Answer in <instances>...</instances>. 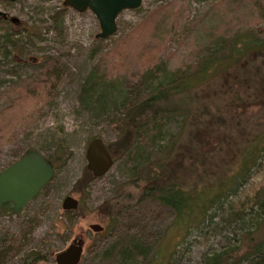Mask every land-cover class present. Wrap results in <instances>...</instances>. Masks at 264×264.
<instances>
[{
	"label": "rangeland",
	"instance_id": "374dc122",
	"mask_svg": "<svg viewBox=\"0 0 264 264\" xmlns=\"http://www.w3.org/2000/svg\"><path fill=\"white\" fill-rule=\"evenodd\" d=\"M259 5L264 14V0H141L138 7L119 11L116 30L99 38L94 36L99 30L97 19L89 9L76 11L61 0H0V10L6 13V21L0 20V110L16 96L25 103L20 106L14 99L0 119V128L7 134L0 143V168L31 149L45 153L53 166L45 184V210L41 191L18 212L0 211V264H18L30 251L36 254L37 264H54V252L73 240L82 243L77 264H118L113 254L117 245L110 253L106 248L134 234L149 245L157 241L165 256L181 249L180 264H196L202 253L229 245H233L230 256L236 259L264 236V217L250 219V240L233 223L224 226L230 217L225 212L200 234L192 230L183 238L180 229L167 227V235L158 240L171 218L166 207L143 200L115 211L118 206L108 208L105 203L118 193L132 195L142 185L134 177L142 164L112 144L121 104L144 96L152 85L149 76L141 75L142 68L157 59L168 68L188 64L211 29L229 33L263 26L256 21ZM7 32L13 44L2 41ZM95 66L111 91L102 108L91 109L81 104L79 94ZM47 73L51 75L45 94ZM39 83L44 92L34 98L28 90ZM247 110L257 117L255 107ZM178 119L165 118L164 130H175ZM92 136L104 140L113 162L82 185L76 180L85 166V144ZM260 185H264V164L245 184L244 192ZM65 194L78 199L77 210L61 208ZM125 202L126 198L121 200ZM91 222L104 228L93 231L88 228Z\"/></svg>",
	"mask_w": 264,
	"mask_h": 264
},
{
	"label": "trees",
	"instance_id": "16d2710c",
	"mask_svg": "<svg viewBox=\"0 0 264 264\" xmlns=\"http://www.w3.org/2000/svg\"><path fill=\"white\" fill-rule=\"evenodd\" d=\"M257 7L256 21L264 23L263 11ZM207 33L188 64L168 68L157 59L144 66L140 73L149 76L151 87L144 96L122 103L116 116L112 144L142 164L134 176L142 185L132 195L118 193L105 203L108 208L118 206L115 211L143 200L166 207L171 218L158 240L167 235V227L180 229L183 238L192 230L200 234L225 212L230 217L224 226L233 223L251 240L250 219L264 217V185L244 192L245 184L264 164V25L229 33L214 28ZM2 41L13 44L12 34L5 33ZM50 75L45 76V94ZM109 86L95 66L80 86L81 104L102 108L109 100ZM28 91L37 98L44 92L43 84ZM14 99L25 105L21 96L12 98L1 108L0 119ZM251 107H255L256 118L247 113ZM168 116L179 117L175 130H164L163 120ZM6 136L0 128V143ZM92 177L84 166L76 183L83 185ZM124 198L128 202L122 204ZM231 246L202 253L196 264H264V236L236 259L230 256ZM176 250L165 256L157 241L149 245L134 234L124 243L110 244L105 252L113 251L118 264H180L182 252ZM18 264H37V256L30 251Z\"/></svg>",
	"mask_w": 264,
	"mask_h": 264
},
{
	"label": "water",
	"instance_id": "95a60500",
	"mask_svg": "<svg viewBox=\"0 0 264 264\" xmlns=\"http://www.w3.org/2000/svg\"><path fill=\"white\" fill-rule=\"evenodd\" d=\"M141 0H61V4L76 11L89 9L98 22L99 30L95 37L105 38L116 30L115 18L124 8H136ZM0 17L6 13L0 10ZM85 168L92 176L103 174L112 164L113 157L100 136L90 137L84 148ZM53 175V166L35 149L29 150L13 159L0 169V206L4 202L12 203V212L24 205L45 182ZM78 199L70 194L61 198L62 209H75ZM93 231L101 230L97 222L88 224ZM82 252L79 240L68 242L53 254L54 264H77ZM46 264V263H42Z\"/></svg>",
	"mask_w": 264,
	"mask_h": 264
},
{
	"label": "flooded vegetation",
	"instance_id": "af4514ba",
	"mask_svg": "<svg viewBox=\"0 0 264 264\" xmlns=\"http://www.w3.org/2000/svg\"><path fill=\"white\" fill-rule=\"evenodd\" d=\"M1 18H4V17H0ZM32 150V149H31ZM29 151V150H27ZM26 151V152H27ZM24 152V153H26ZM23 154V153H22ZM41 155L43 156L44 160H45V153H41ZM20 156V155H19ZM17 156V157H19ZM16 157V158H17ZM12 161V160H11ZM1 169V168H0ZM47 183V182H46ZM45 182L39 187V189L37 190V192L24 204L22 205L21 207L18 208V210L16 212H18L19 210H21L30 200H32L33 198H35L41 191H43L44 195H43V210H45ZM8 208V209H7ZM1 210H11L12 211V203L11 202H4L2 203V205L0 206V211ZM15 213V212H13Z\"/></svg>",
	"mask_w": 264,
	"mask_h": 264
}]
</instances>
